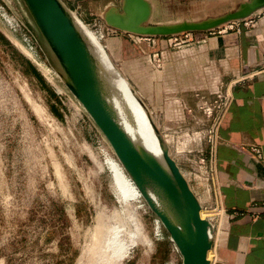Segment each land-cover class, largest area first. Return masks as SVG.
Listing matches in <instances>:
<instances>
[{
  "label": "rangeland",
  "instance_id": "obj_1",
  "mask_svg": "<svg viewBox=\"0 0 264 264\" xmlns=\"http://www.w3.org/2000/svg\"><path fill=\"white\" fill-rule=\"evenodd\" d=\"M61 1L96 37L135 95L141 99L146 90L145 101L152 104L145 105L147 112L181 171L201 175L209 164L213 128L206 70L196 73L195 87L187 85L193 72H182L175 99L171 57L161 54L164 45L99 34L105 7L119 6L120 0ZM152 1L162 13L155 18L179 20L224 12L241 0ZM2 12L21 29H11L0 15V264H180L175 245L145 200H117L107 160L120 162L66 87L63 70L22 0H0ZM175 100L181 109L176 119L171 115ZM190 184L202 210L208 215L221 209L226 223L215 192ZM214 216H209L213 230ZM101 220L106 229L116 228L125 244L120 263L114 251L122 244L93 245L100 239ZM211 248L210 264H223L218 247Z\"/></svg>",
  "mask_w": 264,
  "mask_h": 264
},
{
  "label": "water",
  "instance_id": "obj_2",
  "mask_svg": "<svg viewBox=\"0 0 264 264\" xmlns=\"http://www.w3.org/2000/svg\"><path fill=\"white\" fill-rule=\"evenodd\" d=\"M35 26L64 73L65 85L102 133L119 162L175 245L180 264H210L211 223L200 215L201 204L190 188L168 147L150 121L163 147L162 164L136 144L123 129L107 97L99 65L85 37L61 0H22ZM214 7V6H213ZM264 10V0H241L227 11L199 19L160 20L152 0H120L105 7L104 24L124 34L168 37L184 33H208L228 23L247 21ZM132 91L134 89L132 88ZM137 100L145 108L144 102ZM158 200V202H157ZM160 204V205H159Z\"/></svg>",
  "mask_w": 264,
  "mask_h": 264
},
{
  "label": "crops",
  "instance_id": "obj_3",
  "mask_svg": "<svg viewBox=\"0 0 264 264\" xmlns=\"http://www.w3.org/2000/svg\"><path fill=\"white\" fill-rule=\"evenodd\" d=\"M253 24L241 32L200 33L199 42L161 49L163 56L171 57L175 99L183 85L182 72H193L187 85L195 87L200 68L208 73V101L214 100L216 90L229 96L213 157L227 221L223 220L224 236L216 246L223 264H264V12ZM145 95L144 89L142 101L150 108ZM176 101L170 108L175 119L181 110ZM251 147L259 149L261 158Z\"/></svg>",
  "mask_w": 264,
  "mask_h": 264
},
{
  "label": "bare ground",
  "instance_id": "obj_4",
  "mask_svg": "<svg viewBox=\"0 0 264 264\" xmlns=\"http://www.w3.org/2000/svg\"><path fill=\"white\" fill-rule=\"evenodd\" d=\"M216 7H219V6H216ZM72 17L75 22V25L77 26L79 31L82 33V35L85 37L91 53L93 54V56L96 58L98 62L101 78L109 89V94H108L107 99L115 110L117 120L119 121L123 129L127 132V134L131 137V139L136 144L146 149L149 153L155 156L162 164H164L163 147L161 143L159 142L158 136L154 132L151 126V123H150V121L152 120L153 124L155 125L152 117L145 110V108L141 105V103L137 100V96L131 90V87L129 86V84L124 81L121 74L113 66L108 55L105 53L104 49L98 43L96 37H94L91 31H89L88 29L84 28L81 25L80 23L81 20L78 17L74 15H72ZM159 135L161 136V134ZM167 152L170 155L169 149L167 150ZM107 161H108L109 167L113 174L114 191H115L117 200L120 203L123 202L124 204H127V202L131 199H135L138 197L143 198V196L141 195V193L139 192V190L137 189V187L135 186L132 179L127 174V172L125 171L121 163H120L121 165L120 166L115 161H111V160H107ZM221 213H222L221 209L214 210L208 213V215L206 212L202 210V208L200 210V215L202 218H205L206 216L208 220H211L209 216L215 215L216 218L218 219L216 229L213 230L212 225L209 229V235H210L212 244L215 247L223 239L224 231H225L224 226L220 227V225L223 224V220H224L222 217L223 215ZM97 230H101L99 234L100 239L94 238L93 245L102 246L105 248H111V247L114 248L116 245L123 243V241L120 239L119 232L117 231V229L116 228L106 229V227L103 226L102 220ZM99 240H104V241L100 243L98 242ZM121 247H120L121 249L114 251L117 253V256H118V258L115 260V262L117 263H120V259H122V257H124V254H125L124 253L125 251H123L124 248L126 249L125 244H122ZM213 252H212V248L208 250L207 252L208 259H210L211 253Z\"/></svg>",
  "mask_w": 264,
  "mask_h": 264
},
{
  "label": "built area",
  "instance_id": "obj_5",
  "mask_svg": "<svg viewBox=\"0 0 264 264\" xmlns=\"http://www.w3.org/2000/svg\"><path fill=\"white\" fill-rule=\"evenodd\" d=\"M71 15H74V13H72L70 11ZM2 19L4 20V22L11 28V29H15L17 30L18 28H20V24L14 20L12 17L8 16L7 14H5V12H2L1 14ZM253 21H239V22H231L228 23L227 25L217 29L216 31H218V33L221 32H226V31H236V32H241L243 30L248 29L249 27H253ZM214 31H210L208 33H213ZM99 34L102 37H116V36H128L130 38H132L133 40H137V41H147L150 42L152 44H157L160 43L162 45H165L167 47H174L177 49H180L183 46H189L191 44H193L194 42H199V40H201L202 38L198 37V34L200 33H184L182 35H176V36H168V37H147V36H137V35H132V34H124L122 32H119L111 27L106 26L104 23L102 24L101 28L99 29ZM28 44L31 45L32 49L33 47V42L32 41H28ZM215 98L213 101H211V103L208 104V112L213 120V128L211 127V131L210 133H212V138L210 139V146H209V159L208 162L209 164L206 166V168H204L203 173L197 174V173H193V172H189L187 174H184V177L186 179V181L188 182L190 188L192 189V191L195 193V195L198 198L197 193L194 191L193 187L191 186L190 182H194L198 185H201L205 191H209L213 190L216 194V204L221 207V200H220V188L218 185V181H217V175H216V168L214 166L213 163V157L216 151V146L218 145L219 141L221 140L220 136L217 133V128L219 125V120L222 116L223 111L225 110V108L228 106L229 103V96L222 94L219 90H216L214 92ZM176 101V100H175ZM177 102V101H176ZM251 151H253L255 154H257L258 157L261 158L260 156V151L259 149L255 148V147H251L250 148ZM202 163V165H204L206 162L204 160V157L201 159L200 161ZM181 170V169H180ZM201 204V208H202V203ZM224 211V210H223ZM156 225L157 227H159V221H156ZM158 233V232H157Z\"/></svg>",
  "mask_w": 264,
  "mask_h": 264
},
{
  "label": "trees",
  "instance_id": "obj_6",
  "mask_svg": "<svg viewBox=\"0 0 264 264\" xmlns=\"http://www.w3.org/2000/svg\"><path fill=\"white\" fill-rule=\"evenodd\" d=\"M1 37H3L2 35H1ZM4 38V37H3ZM6 42H7V40H5ZM8 43V42H7ZM167 242H168V240H166ZM168 243H171V242H168ZM129 263V262H128Z\"/></svg>",
  "mask_w": 264,
  "mask_h": 264
}]
</instances>
